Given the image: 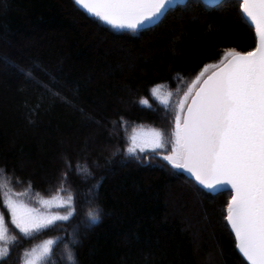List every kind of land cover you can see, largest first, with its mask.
I'll return each instance as SVG.
<instances>
[{
    "label": "trees",
    "instance_id": "1",
    "mask_svg": "<svg viewBox=\"0 0 264 264\" xmlns=\"http://www.w3.org/2000/svg\"><path fill=\"white\" fill-rule=\"evenodd\" d=\"M255 46L236 0H190L136 30L74 0H0V208L5 193L37 210L57 194L75 204L66 223L11 241L3 260L46 234L56 241L47 264H70L65 245L75 264H246L225 223L230 194L195 185L162 151L126 149L139 130L173 131L204 67Z\"/></svg>",
    "mask_w": 264,
    "mask_h": 264
},
{
    "label": "snow or ice",
    "instance_id": "2",
    "mask_svg": "<svg viewBox=\"0 0 264 264\" xmlns=\"http://www.w3.org/2000/svg\"><path fill=\"white\" fill-rule=\"evenodd\" d=\"M175 2L183 0H74L103 23L129 30L162 18ZM238 3L243 17L254 28L256 47L246 53L228 50L223 58L226 63L218 71L194 91L190 86L189 93L193 94L185 93V99L178 105L171 151L162 155V159L173 169L189 173L205 189L231 188L225 220L235 235L236 248L247 264H264V0H238ZM203 75L201 72L193 85ZM157 91L154 87L153 95ZM188 99L191 102L186 104ZM149 135L151 139L141 144L133 136L127 154L135 156L137 147L140 152L146 147L153 152L165 148L167 138L163 132L152 131ZM40 203L46 207H66L67 214L40 213L4 194L8 212L0 214V260L9 254L8 243L16 239L8 236L9 216L21 236L31 238L34 233L75 215L71 194L66 200L53 197ZM87 217L89 227L98 223L100 210L91 209ZM72 243L78 241L74 239ZM55 244V240L48 239L26 251L22 264H47ZM65 251L70 264H75L74 253L67 245Z\"/></svg>",
    "mask_w": 264,
    "mask_h": 264
},
{
    "label": "rangeland",
    "instance_id": "3",
    "mask_svg": "<svg viewBox=\"0 0 264 264\" xmlns=\"http://www.w3.org/2000/svg\"><path fill=\"white\" fill-rule=\"evenodd\" d=\"M226 61V59H223L221 61L220 64L216 65V64H213V65H207L206 67H204V69L201 71L204 73L203 76L200 77V80L197 81V84L194 85L192 88H193V91L195 89V87H197L198 83L204 78L206 77L211 71H213L215 68H217V66L221 65L222 63H224ZM201 74V73H200ZM200 74L198 76H200ZM197 76V77H198ZM196 77V79H197ZM189 93V92H188ZM189 95H191V93H189ZM185 99V97H184ZM162 119V118H161ZM152 131H157L155 129H142V130H139L137 132H135V134L133 136L136 137V140H137V143L138 144H141V143H147L151 137H150V132ZM165 132V131H163ZM165 133H168V136L166 137L167 138V143L165 145V148L163 149H157L155 152L151 151L150 149H148L147 147L145 148V151L144 152H140L139 150V147L136 148V152L137 153H140L141 155L142 154H148V155H153V153L156 154L157 151H162L163 154L160 155V157L162 158V155L164 154H167L168 152L171 151V133H172V129H171V126H169V128L166 130ZM132 144V138L130 140V146ZM147 155V156H148ZM150 160V161H149ZM147 161V163H152L154 164L155 166H157L156 168H160L162 169L163 167H165L161 162H158L156 159L154 158H151ZM141 164H146V160L144 161H141ZM53 197H56L58 200H66L67 197L61 195V194H57L56 196H53ZM52 197V198H53ZM51 198V199H52ZM49 199V200H51ZM29 207V206H28ZM42 207L43 209L42 210H37L39 211L40 213H44V214H48V215H53V214H60V215H66L67 214V211H66V207H56V206H52V207H46L45 205L42 204ZM29 208H32V207H29ZM34 209V208H32ZM8 212V209L5 207L4 209V212L2 211V209L0 208V214H6ZM67 221H58L57 224L58 225H61L62 223H66ZM8 226H9V232H8V236L9 237H12V236H15L16 239H20V238H24L21 236V234L19 233V231L17 229H15V227L13 225H11V218L10 216L8 217ZM50 228V227H49ZM48 229V228H46ZM46 229H43V230H46ZM42 231V230H41ZM40 231V232H41ZM39 232V233H40ZM38 233V234H39ZM37 234V233H34L33 236ZM35 238V237H34ZM15 239V240H16ZM48 239H52L54 240V237H49V236H46V234L44 235V237H41V238H35L33 241H31V243H28V247L26 248L25 251L23 252H20L17 255L16 258L14 259H7V260H0V264H22V256L23 254L26 252V251H31L32 248L34 247H38L39 245H41L45 240H48ZM11 242V241H10ZM10 242L8 243L7 247L9 248V245H10Z\"/></svg>",
    "mask_w": 264,
    "mask_h": 264
},
{
    "label": "water",
    "instance_id": "4",
    "mask_svg": "<svg viewBox=\"0 0 264 264\" xmlns=\"http://www.w3.org/2000/svg\"><path fill=\"white\" fill-rule=\"evenodd\" d=\"M187 1H189V0H183V2L181 3V2H175V3H173L172 5H170L169 6V10H171V9H174V8H176V7H178V6H183V5H185V3L187 2ZM197 1H200L201 3H203V5H205L206 7H210V8H214V7H216V6H218L219 4H221L224 0H216V2H209V0H197ZM238 1V0H237ZM82 7V6H81ZM83 8V7H82ZM84 9V8H83ZM86 12H87V10L86 9H84ZM168 10V11H169ZM167 11V12H168ZM88 13V12H87ZM89 14V13H88ZM242 14V13H241ZM242 17H243V14H242ZM163 18V17H162ZM162 18H160V19H158V20H154L152 23H145L143 26H141V27H138L137 29H141V28H152V27H154V26H156L157 24H158V22L162 19ZM243 19L246 21V23L250 26V22L247 20V18H245V17H243ZM251 27V26H250ZM252 28V27H251ZM253 29V31H254V28H252ZM254 35H255V31H254ZM255 39H256V37H255ZM219 70V69H218ZM218 70H216V71H218ZM215 71V72H216ZM213 74V73H212ZM211 74V75H212ZM187 110V109H186ZM186 112V111H185ZM178 172H180V173H182V174H184L190 181H192V182H194L195 184H197V182L195 181V179L193 178V177H191V175L189 174V173H187V172H184L183 170H178V169H176ZM197 185H199V184H197ZM199 186H201L202 188H204L202 185H199ZM205 189V188H204ZM207 191H209V192H211V193H213V194H215V195H218V194H224V193H230L231 194V188L230 187H228V186H225V187H223V188H216L215 190H209V189H206ZM225 222H226V226H227V228L229 229V232H230V234L233 236V238H234V241H235V248H236V240H235V235H234V233H232V231H231V227L227 224V221L225 220ZM236 252L239 254V256L241 257V259L247 264V261L246 260H244V258L242 257V255L239 253V250L236 248Z\"/></svg>",
    "mask_w": 264,
    "mask_h": 264
},
{
    "label": "bare ground",
    "instance_id": "5",
    "mask_svg": "<svg viewBox=\"0 0 264 264\" xmlns=\"http://www.w3.org/2000/svg\"><path fill=\"white\" fill-rule=\"evenodd\" d=\"M163 17H164V16H163ZM161 20H162V19H161ZM161 20H160V21H161ZM160 21H159V22H160ZM159 22H158V23H159ZM225 223H226V222H225Z\"/></svg>",
    "mask_w": 264,
    "mask_h": 264
}]
</instances>
